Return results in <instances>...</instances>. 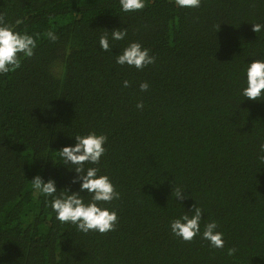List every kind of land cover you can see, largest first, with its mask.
<instances>
[{"label": "trees", "instance_id": "1", "mask_svg": "<svg viewBox=\"0 0 264 264\" xmlns=\"http://www.w3.org/2000/svg\"><path fill=\"white\" fill-rule=\"evenodd\" d=\"M0 22L37 39L32 57L0 74V264H264V99L240 95L247 62L264 59V31L252 30L264 0H147L128 13L119 0H0ZM113 28L127 36L104 51L99 37ZM131 41L155 63L116 64ZM89 131L107 135L96 166L120 193L103 234L56 220L30 181L78 190L57 150ZM193 204L202 226L217 221L223 248L171 233Z\"/></svg>", "mask_w": 264, "mask_h": 264}, {"label": "clouds", "instance_id": "2", "mask_svg": "<svg viewBox=\"0 0 264 264\" xmlns=\"http://www.w3.org/2000/svg\"><path fill=\"white\" fill-rule=\"evenodd\" d=\"M147 0H119L122 12L128 13L145 8ZM180 8H197L201 0H174ZM16 23H20L17 20ZM255 33L264 31V23H252ZM50 41L57 39L53 31L46 33ZM127 36L126 28H113L107 30L99 37V46L108 51L111 41H121ZM37 47V39L28 32L17 31L14 25L0 22V74L14 71L20 66L22 58L32 57ZM118 65H128L142 69L155 63V56L149 54V49L143 47L138 41H131L115 57ZM244 83L240 88V95L244 98L258 100L264 99V59L253 58L247 62L243 69ZM128 86V81L123 82ZM141 91L149 88L147 81L139 85ZM138 109L143 108V103L136 104ZM69 136L75 138L74 144H66L57 150L58 163L63 164L67 170L76 173L72 183H79V189L71 191L67 188H57L56 181L52 178L45 180L37 174L30 179L31 187L38 196L45 198V203L50 204L55 218L61 223L75 225L82 233L95 231L106 233L115 229L118 216L114 208L107 205L120 198V193L107 173H101V157L106 153L107 135L89 131L86 134ZM259 159L264 162V142L259 144ZM54 163V162H53ZM85 163L90 165L85 167ZM81 193H88L86 201ZM183 187H176L174 196L183 199ZM48 198H51L50 200ZM203 209L196 204L192 205L191 214L184 212L170 220L169 228L174 236L190 242L194 237L200 236L206 240L210 247L221 249L225 245L224 233L218 230L216 220H208L201 225ZM203 229V230H202ZM234 251V250H229Z\"/></svg>", "mask_w": 264, "mask_h": 264}]
</instances>
